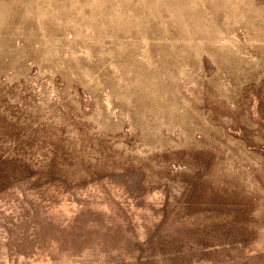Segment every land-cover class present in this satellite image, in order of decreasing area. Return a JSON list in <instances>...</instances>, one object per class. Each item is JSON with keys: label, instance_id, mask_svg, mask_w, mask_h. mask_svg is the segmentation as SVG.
I'll return each instance as SVG.
<instances>
[{"label": "rangeland", "instance_id": "rangeland-1", "mask_svg": "<svg viewBox=\"0 0 264 264\" xmlns=\"http://www.w3.org/2000/svg\"><path fill=\"white\" fill-rule=\"evenodd\" d=\"M0 264H264V0H0Z\"/></svg>", "mask_w": 264, "mask_h": 264}]
</instances>
